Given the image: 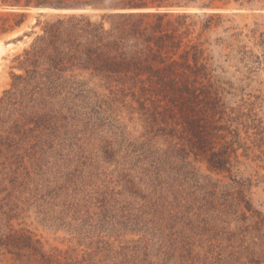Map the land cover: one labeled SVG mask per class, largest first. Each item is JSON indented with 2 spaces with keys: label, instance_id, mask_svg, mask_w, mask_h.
<instances>
[{
  "label": "trees",
  "instance_id": "trees-1",
  "mask_svg": "<svg viewBox=\"0 0 264 264\" xmlns=\"http://www.w3.org/2000/svg\"><path fill=\"white\" fill-rule=\"evenodd\" d=\"M216 2L239 8L255 7L256 0H0V37L20 28L24 11L9 7L54 10H110L100 15L58 14L38 22L39 32L17 57L18 74L0 98V193L3 215L22 212L30 205L34 179L48 150L61 146L67 135L82 127L89 135L100 134L97 149L115 165L117 186L105 185L94 192L99 211L98 228L145 230L158 241L151 250L162 260L177 258L180 264H208L214 252L211 240L237 239L246 257L256 253L243 247L236 233L222 224L244 209L257 214L249 201L239 200L226 186L196 167L204 162L210 172L226 173L243 188L250 179L237 180L241 162L237 151L250 158L259 148L251 110L236 104L234 84L213 53L225 44L211 35L222 21L219 14L202 16L168 12H121L159 8L211 9ZM13 32V37L26 28ZM226 40H228L226 38ZM216 43V44H214ZM6 46V45H5ZM4 46V47H5ZM8 47L0 48V55ZM221 53V51H220ZM224 55L248 65L260 56L249 51ZM264 57V54H263ZM128 123L133 124L128 131ZM73 128V129H72ZM72 129V130H69ZM135 133H139L135 136ZM244 133V136H242ZM81 149V148H79ZM81 149L79 153H83ZM255 157V156H254ZM224 198V208L213 201ZM28 195V197H25ZM128 195L135 201L121 200ZM14 203H10V200ZM93 199L90 196L89 200ZM229 201V204H227ZM134 219H128L126 211ZM9 219V217H8ZM246 221L244 214L240 218ZM264 219L256 222L262 224ZM82 260L68 252L55 256L42 252L39 242L26 245L45 264H153L127 259L122 249L112 253L106 243ZM197 248V251L195 249ZM220 262L223 249L218 247ZM154 253V254H152ZM136 252H133V255ZM235 252L229 255L230 260ZM264 258V247L262 249ZM122 258L119 259L118 258ZM239 258V257H238ZM254 259L251 260L253 262ZM227 264H234L229 262Z\"/></svg>",
  "mask_w": 264,
  "mask_h": 264
},
{
  "label": "rangeland",
  "instance_id": "rangeland-1",
  "mask_svg": "<svg viewBox=\"0 0 264 264\" xmlns=\"http://www.w3.org/2000/svg\"><path fill=\"white\" fill-rule=\"evenodd\" d=\"M255 7L239 8L236 4L224 5L216 2L211 9L197 10L201 8L188 7L192 10H179L183 8H172L160 12L168 13H187L196 16L205 14H219L222 21L211 35L213 41L224 38L225 44L216 47L213 53L221 61L226 71V80L234 84L233 102L236 104L246 103L247 110H251L253 124L255 127L249 134H256L259 148L253 151L249 159L242 155V149L237 151L238 160L241 162L239 175L240 178L250 179V185L244 188L236 184L226 174H216L207 169L204 162L196 164L200 174L210 176L214 181L217 180L222 186H226L229 192L234 195L236 200L244 197L249 201L252 209L257 214H251L244 209V204L239 207V211L227 220V224H222L229 234L236 233L239 239L244 241L243 247H248L249 251L256 253L255 258L246 257L240 249L241 242L237 239L228 241V236L222 240H211L208 245L214 246L212 255H208V264H264L261 258L264 247V222L256 226V222L264 219V0H256ZM170 9V8H168ZM195 9V10H193ZM5 10H9L5 8ZM27 13V20L23 25L25 29L13 37H9L13 32L21 29L17 28L12 33L0 37V48L8 47L7 51L0 55V98L7 91L12 83V76L18 74V61L16 60L24 50L31 44L38 34L40 28L38 22L46 18H40L37 26L34 25L33 17L39 12L46 10H22ZM49 17L58 15V11H48ZM59 14H87L91 13H63ZM151 12V11H150ZM104 12L98 13V15ZM47 17V18H49ZM226 38L228 40H226ZM216 44V43H214ZM6 45V46H5ZM5 46V47H4ZM249 51L255 56H260L258 65H248L237 63L231 59L226 62L224 55L231 52L229 57L235 56V51ZM221 51V53H220ZM128 131H132L133 124L128 123ZM73 129V128H72ZM69 129V130H72ZM77 134L67 135L61 146H56L48 150L42 160V168L37 175H34V187L38 188L37 194H33L30 205L24 206L22 212H10L7 216L3 215L1 209L4 194L0 193V264H45L40 255L25 246L30 242H39L42 252L55 256L58 253L68 252L74 259L82 260L89 255L96 254L95 260L103 259L106 251L99 254L100 247L106 243L111 252H125L127 259L137 258L136 262L142 260L146 250L150 254L147 262L153 264H180L177 258L167 260L159 259L151 255L153 243L158 241L154 233L145 230H135L133 227L126 226L125 229L98 228L99 211L94 199V192L105 185L109 188L115 186V191H121L117 186L118 178L116 172L113 173L115 165L108 163L104 155L97 149L98 138L101 135L94 133L89 135L88 131L82 127L74 128ZM139 133H135L137 136ZM244 136V133H242ZM81 148L84 152L79 153ZM255 156V157H254ZM213 201V206L220 209L224 208L225 200L220 196ZM90 196L93 199L89 200ZM25 197H28L26 195ZM125 203H133L135 199L124 195L121 200ZM14 200H10V203ZM229 204V201H227ZM132 213L126 211L124 214L128 219H134L135 211L133 204ZM244 214L247 220L242 221L241 215ZM9 217V219H8ZM223 249L220 262L217 260L219 247ZM197 251V248L195 249ZM133 252L136 254L133 255ZM235 252V256L230 260L229 255ZM154 254V253H152ZM239 257V258H238ZM119 261L122 259L118 258ZM253 262H251V260ZM140 263V262H138Z\"/></svg>",
  "mask_w": 264,
  "mask_h": 264
},
{
  "label": "water",
  "instance_id": "water-1",
  "mask_svg": "<svg viewBox=\"0 0 264 264\" xmlns=\"http://www.w3.org/2000/svg\"><path fill=\"white\" fill-rule=\"evenodd\" d=\"M9 10H16V9H22V10H31V9H34V10H46L45 12L41 11L39 12L36 16L33 17L34 19V25L32 28H35L37 25V22L40 18H47L49 17L50 15L52 14H49L48 11H58L57 13L59 14L61 11H64L63 13H67V12H70V13H91V15L93 16H96L98 15V13L100 12H111L110 10H98V9H91V8H87V9H77V10H54V9H48V8H45V9H37V8H17V7H9L8 8ZM179 9V8H177ZM165 10H172V8L170 9H166V8H159V9H133V10H118V11H121V12H160V11H165ZM179 10H192V9H189V8H183V9H179ZM195 10V9H193ZM197 10H206V9H197ZM28 19V18H27Z\"/></svg>",
  "mask_w": 264,
  "mask_h": 264
}]
</instances>
